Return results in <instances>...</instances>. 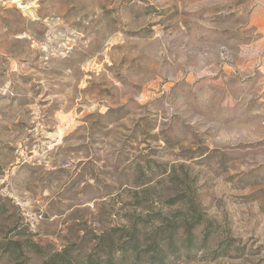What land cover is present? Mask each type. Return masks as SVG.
<instances>
[{
  "label": "rangeland",
  "instance_id": "1",
  "mask_svg": "<svg viewBox=\"0 0 264 264\" xmlns=\"http://www.w3.org/2000/svg\"><path fill=\"white\" fill-rule=\"evenodd\" d=\"M167 225L264 264V0H0V264Z\"/></svg>",
  "mask_w": 264,
  "mask_h": 264
},
{
  "label": "trees",
  "instance_id": "2",
  "mask_svg": "<svg viewBox=\"0 0 264 264\" xmlns=\"http://www.w3.org/2000/svg\"><path fill=\"white\" fill-rule=\"evenodd\" d=\"M136 226H133L132 232H128L126 236H119L117 241L114 239V234L101 233L99 236H95L96 249L93 252L80 253L76 258H72L69 248H67L61 253L49 256L43 264H127L130 261L132 264H140L147 254L151 255L148 256V259L151 264H154L165 250L170 253L179 251V248L174 245L179 232L174 230L173 226L168 227L169 225H167L164 229L160 228L152 232L148 240L144 239L143 242L140 241ZM190 228L188 227V230L183 232L189 248H191L193 240ZM118 241H122V243L116 244ZM116 245L119 247V254L114 252ZM142 246L146 249L140 251Z\"/></svg>",
  "mask_w": 264,
  "mask_h": 264
},
{
  "label": "bare ground",
  "instance_id": "3",
  "mask_svg": "<svg viewBox=\"0 0 264 264\" xmlns=\"http://www.w3.org/2000/svg\"><path fill=\"white\" fill-rule=\"evenodd\" d=\"M21 7V6H20ZM23 8V7H22Z\"/></svg>",
  "mask_w": 264,
  "mask_h": 264
}]
</instances>
